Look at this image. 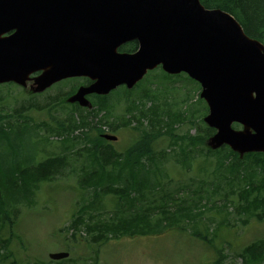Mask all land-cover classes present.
Instances as JSON below:
<instances>
[{
    "label": "water",
    "instance_id": "1",
    "mask_svg": "<svg viewBox=\"0 0 264 264\" xmlns=\"http://www.w3.org/2000/svg\"><path fill=\"white\" fill-rule=\"evenodd\" d=\"M19 1L55 41L44 45L35 67L28 65L27 38L16 51L11 50L16 36L11 38L4 46L8 50L0 51V83L26 85L33 72L43 70L34 78L33 90L40 92L63 78L88 77L93 83L72 100L91 105L86 94H107L119 83L131 87L157 65L170 73L185 71L202 85L201 97L210 107L205 121L218 130L209 144H228L241 157L264 152V44L232 14L201 0ZM5 2L0 0V11L13 5ZM133 39L139 42L134 54L118 53ZM235 122L243 130L233 129Z\"/></svg>",
    "mask_w": 264,
    "mask_h": 264
},
{
    "label": "trees",
    "instance_id": "2",
    "mask_svg": "<svg viewBox=\"0 0 264 264\" xmlns=\"http://www.w3.org/2000/svg\"><path fill=\"white\" fill-rule=\"evenodd\" d=\"M207 8H222L230 12L245 28V30L253 37L261 40L264 43V0H201ZM137 44L131 42L122 49L127 52L136 50ZM177 77L185 76L187 84L190 86L189 92L182 97L180 102L175 99L171 100L168 93H154L148 90H143L142 107L139 108V113L144 115L143 118L148 119V125L136 128L138 136L135 139V144L126 153L125 159L122 162L116 160L115 168L117 173L114 175L113 171L108 170V164L112 161L115 153H111L110 149L95 144L94 151L96 152L95 164H97L96 171L90 174V183L95 182L97 185L105 184V193L121 194L129 202L128 208H120V215H107L108 219L101 218L91 224L94 215L91 219V212L87 203L76 211V217L73 219L69 227L62 229L67 234H71L72 239L76 237L79 240V235L83 231H88L89 243L83 253L86 256L79 257L74 264H96L100 262V248L94 247V254H90V243L100 246L111 240L122 237H142L147 235H156L165 230L178 228L180 230L186 229L187 226L193 225V231H198L199 225L208 227L209 225H216L213 219H208L204 214L208 209H215L220 214L225 216L232 215L233 212L245 216L243 223L248 224L251 220L256 218L258 221H264V153L252 152L244 155L243 158L235 153L228 146H223L216 152L210 153L216 155V159L212 162L209 172L213 177L215 173L221 176V184H224L226 189H221L216 193L221 195L222 199H216L213 202H206L203 206L200 203L198 206H203L197 213H194L188 205H181L178 208H171L170 204L164 205L153 198L151 201L155 206H148L145 204L150 195H154L151 189L156 186L157 175L160 172V167L156 164L157 154L155 152V145L162 136H169L171 143L182 146L183 149L190 147V151L194 148L203 146L207 138L213 133V129L205 126L203 132L196 135H179L174 133L177 126L189 122L191 127H196L199 122L203 123V115L207 112L206 104L198 95V103L200 107L192 105V92L200 89L198 82L189 78L186 74L176 75ZM175 77V76H174ZM176 78V77H175ZM139 85H141L139 83ZM77 86L72 87L71 91H75ZM194 90V91H193ZM190 96V106H187L188 98ZM100 97L102 101L98 103L100 109L110 108V99L108 96ZM151 101V107H146V102ZM29 102L37 104V96L34 95ZM130 108H134L135 100L132 99ZM33 105V106H34ZM186 107V110L185 108ZM30 107L27 104L23 110L17 108L8 116L15 115L17 118H22L24 121H32L28 111ZM26 112V113H25ZM5 116L0 113V119ZM87 125L84 119V126ZM201 130V127H199ZM7 135L3 128L0 127V136ZM89 139V137H88ZM101 143V141H96ZM0 167V264H70L65 258L61 260L51 259L49 254L51 252L59 251V244L57 237L60 236L57 226H53L55 233H49L48 240L54 246L46 247L45 251L40 246L37 251H28L24 257L14 250L17 246H22L24 242L23 231L19 230V220L16 216L15 206H19L22 194L21 182L23 179L27 180L24 175L14 176L12 167L6 164V161L1 157ZM6 165H9L6 166ZM204 168V164L202 165ZM44 168L48 174H42L41 179L47 180L52 178L55 172V164L48 161L44 164ZM123 171L128 174L127 183L119 189L112 187V182H117V177L122 176ZM208 172V173H209ZM207 180H204L206 182ZM209 182H206V186ZM210 185H212L210 183ZM214 186V184H213ZM131 191L134 192V197H130ZM170 200L175 201L172 197ZM221 201V203H220ZM89 214V215H88ZM199 215L198 217H196ZM227 219V217H226ZM91 220V222H90ZM90 222V224H89ZM227 224L230 221L227 219ZM190 226V229H191ZM216 227V226H215ZM232 226H217L215 232L221 229L225 230V236L222 240L221 246L218 250L217 256L219 261L222 259L224 263L229 259L228 250L232 243ZM33 227L29 226L28 233L33 231ZM189 229V230H190ZM185 231V230H182ZM188 231V230H187ZM205 242L210 245V251L215 249L214 242L217 236H207L199 234ZM77 240V241H78ZM236 240V237L233 238ZM93 245V246H94ZM207 246V245H206ZM205 246V248H206ZM22 249H27L21 247ZM207 249V248H206ZM224 252V253H223ZM30 253H32L30 255ZM90 256V257H89ZM235 258L241 259L245 264H264V237H260L252 243L244 245L240 251L235 254ZM94 260V261H93ZM218 261V262H219Z\"/></svg>",
    "mask_w": 264,
    "mask_h": 264
},
{
    "label": "rangeland",
    "instance_id": "3",
    "mask_svg": "<svg viewBox=\"0 0 264 264\" xmlns=\"http://www.w3.org/2000/svg\"><path fill=\"white\" fill-rule=\"evenodd\" d=\"M218 9L224 10L222 8ZM224 11L230 14V12L226 10ZM243 29L250 37L255 38L251 36L244 27ZM259 41L263 43L261 40ZM131 42H135L137 45L139 44L137 39H133L122 43L118 47V49H124L127 44ZM152 78L153 77H151V79ZM76 82L77 80H71L67 82L66 88L70 87ZM185 85H187V82L182 86L180 90L176 91L172 89L169 94H171L173 98L177 97L179 99L184 97L188 93V88H185ZM129 91H134V89ZM199 91L201 90L192 92L191 95L193 101H195L196 99V92L199 93ZM57 93L58 90L55 89L49 93V96H55ZM123 95L124 88L120 87L117 90H114L108 96V98L117 100ZM6 96L7 94L1 95L3 99H5ZM102 98L104 99V97ZM8 102L12 103V98ZM121 108L122 105L118 106L117 112H120ZM32 114L36 119L45 118V116L39 112H33ZM31 126V124L25 123L23 122V120H20L16 124V128L14 130H11L10 135L0 138V151L2 149H5V151L8 152L11 156L8 163L9 165H17L20 168H25L26 154H32L33 150L37 151L38 153L37 155H35V157L37 161H42L47 158V154L52 150V145H54V142L52 141V135H54V133L41 129H33L31 128ZM232 126L236 130H240L243 128L241 125H237L236 123ZM188 129H190V124L185 123L181 127L180 132H186ZM191 133L195 134L196 129H192ZM22 141H25L29 147L26 153L24 150L17 149L16 147V144H20V142ZM121 141H124L123 136H121ZM115 145L119 146L120 144L117 143ZM165 147H167L166 141H162L159 148ZM86 150H89V148H87ZM78 152L81 155H86V152L83 150H80ZM196 160H204V155L198 156ZM9 165L6 166L9 167ZM160 167L164 168L166 172H170L169 177H163L165 176V172L164 174H162V176L159 175L160 179H165L164 185L166 189L180 191L178 188H184L186 191L190 189V193H193V191L199 189L200 184L198 182H193V179L195 178V168H190V165H188V169H184L183 164L179 160L175 159L173 155H171L167 160H163V162L160 163ZM1 170L2 167H0V171ZM181 170L183 173L181 172ZM199 175L204 177L206 174L201 171L199 172ZM26 179V189L23 188L22 190L23 196H27L32 192L44 193L39 194V199H50V206L52 208L53 217L52 220L54 223L52 224L50 219H48L43 214V212L39 210L40 208L36 206L29 208L30 211L28 212V215L30 226L34 228L31 234L37 242L29 237L27 215H24L19 223L20 233L21 230H24V242L22 244L27 249H31L34 251H37L41 246L45 251L47 246H49L50 248L54 246L53 243L49 242L48 240H44L48 238L49 233L53 232L52 227L58 226L60 228H63L65 224L67 225V222H70V220L73 219V216L75 214L74 212H76L78 204L80 203L77 202L81 198V195L76 188L78 185L77 176L76 173L73 172V170H70L67 175H63L62 177H60L56 181L55 185L48 187L47 189L45 188V192L42 188L45 187L46 183L43 179L40 178L38 174L31 171L30 176ZM219 199H222V197ZM64 205L65 208L62 214L66 217V222L62 221V219L59 218L60 214L56 211V208H62V206ZM205 216L208 217V219H213L212 221L216 223V227L218 226L220 220L226 217L225 215L218 213V211H216L215 209L211 211L206 210ZM58 218L59 220H57ZM234 218H236V220ZM234 218L230 220L231 224L233 225L231 227L232 246L228 250L230 255L236 253L237 251H240L239 248L241 245H246L247 243L253 241L258 237H264V221L253 219L248 224H243L240 222V219H238V216H234ZM215 226H201L199 229V233H194L193 229H190V227V230L188 229V231H182L178 228H172L166 230L164 233L160 234L157 237H150L153 235H149L148 237L144 238L119 239L112 242L109 247L108 244L100 247V262L98 264H210V261L214 256L215 249L210 252V245H208L209 243L204 242L199 234H204L207 236L216 235L217 238L214 242V246L217 250L220 248L222 240L225 236V230L221 229L215 232ZM64 237L67 238L68 235H64ZM235 237L236 240L234 241L233 238ZM79 244L83 248H88V243L83 240ZM93 245L94 244H90V247L92 249L90 254H94V247H97V245ZM205 246L207 249H205ZM57 247L59 249V246ZM16 248H18L17 250H14L16 253L22 252V255H26V253H23V249L20 246H17ZM80 250L81 248H79L76 253H78ZM31 254L32 253H30V255ZM237 263L238 261L235 258H229L224 262V264Z\"/></svg>",
    "mask_w": 264,
    "mask_h": 264
},
{
    "label": "flooded vegetation",
    "instance_id": "4",
    "mask_svg": "<svg viewBox=\"0 0 264 264\" xmlns=\"http://www.w3.org/2000/svg\"><path fill=\"white\" fill-rule=\"evenodd\" d=\"M6 2H8L6 0ZM5 2V3H6ZM8 12L6 10L0 11V17L1 16H7ZM17 19L8 20L6 22L0 21V37L1 38H9L16 35V32L19 28L27 30V36L29 37L30 41V57L31 60L29 62L30 66H36L41 63V53L44 50L45 43H50V34L44 31V26L41 23H35V22H28L25 19H23L21 16L22 14H18ZM0 48H2L0 46ZM37 53H40L39 56H37ZM43 62L45 63V57L43 56ZM42 73L41 71L35 72L31 77H35ZM28 92V90H26ZM44 93H41L43 95ZM94 95H91L90 98H92Z\"/></svg>",
    "mask_w": 264,
    "mask_h": 264
},
{
    "label": "bare ground",
    "instance_id": "5",
    "mask_svg": "<svg viewBox=\"0 0 264 264\" xmlns=\"http://www.w3.org/2000/svg\"><path fill=\"white\" fill-rule=\"evenodd\" d=\"M202 2V1H201ZM203 4V3H202ZM204 5V4H203Z\"/></svg>",
    "mask_w": 264,
    "mask_h": 264
}]
</instances>
